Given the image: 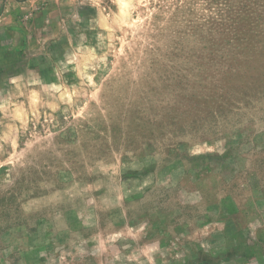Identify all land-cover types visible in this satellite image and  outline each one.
<instances>
[{"label": "rangeland", "instance_id": "374dc122", "mask_svg": "<svg viewBox=\"0 0 264 264\" xmlns=\"http://www.w3.org/2000/svg\"><path fill=\"white\" fill-rule=\"evenodd\" d=\"M0 3V264H264V0Z\"/></svg>", "mask_w": 264, "mask_h": 264}, {"label": "crops", "instance_id": "0c3cea01", "mask_svg": "<svg viewBox=\"0 0 264 264\" xmlns=\"http://www.w3.org/2000/svg\"><path fill=\"white\" fill-rule=\"evenodd\" d=\"M3 6H5V3L4 4L3 3L2 4L0 3V7H3Z\"/></svg>", "mask_w": 264, "mask_h": 264}]
</instances>
